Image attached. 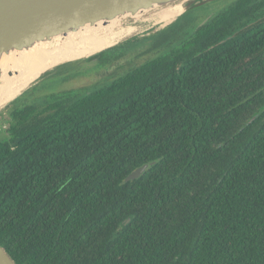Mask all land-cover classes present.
Here are the masks:
<instances>
[{"label":"trees","instance_id":"16d2710c","mask_svg":"<svg viewBox=\"0 0 264 264\" xmlns=\"http://www.w3.org/2000/svg\"><path fill=\"white\" fill-rule=\"evenodd\" d=\"M263 9L235 0L199 28L193 9L104 85L10 103L0 245L16 264H264V19L247 26Z\"/></svg>","mask_w":264,"mask_h":264},{"label":"water","instance_id":"95a60500","mask_svg":"<svg viewBox=\"0 0 264 264\" xmlns=\"http://www.w3.org/2000/svg\"><path fill=\"white\" fill-rule=\"evenodd\" d=\"M210 1L214 0H0V80L3 74L1 62L5 58L13 57L19 53H27L43 44L62 42L67 36L86 28H95L98 25L106 26L115 20L130 21L137 15L150 14L157 9L183 3L182 13L168 25L160 27L166 29L189 11L201 8ZM210 18L211 16L206 17L197 28L203 26ZM120 43L98 53L118 46ZM90 57L68 61L55 67L59 70L63 66L70 64L72 66ZM48 71L12 101L38 84L43 77L48 75H45ZM17 74L18 72L13 69L7 71L9 77ZM154 164L155 162L144 164L135 169L125 178L124 182L138 179ZM0 264H16L1 245Z\"/></svg>","mask_w":264,"mask_h":264},{"label":"bare ground","instance_id":"6f19581e","mask_svg":"<svg viewBox=\"0 0 264 264\" xmlns=\"http://www.w3.org/2000/svg\"><path fill=\"white\" fill-rule=\"evenodd\" d=\"M183 11V3L169 5L132 20H115L106 26L86 28L71 34L62 42L43 44L27 53H19L1 62L3 74L0 80V110L25 91L43 73L68 62L85 59L125 39L133 37L150 25L164 27ZM148 29V28H147ZM13 69L17 75L9 77Z\"/></svg>","mask_w":264,"mask_h":264},{"label":"rangeland","instance_id":"374dc122","mask_svg":"<svg viewBox=\"0 0 264 264\" xmlns=\"http://www.w3.org/2000/svg\"><path fill=\"white\" fill-rule=\"evenodd\" d=\"M235 0H214L210 1L208 4L198 8L197 12L199 18L208 17L211 14L222 11L223 9L230 6ZM143 32L134 35L135 38H130L120 44L125 43L123 47H126L122 52V59L115 62L113 65L100 64L99 59L92 61L90 64L78 62L72 66H66L57 70V67L49 70L41 81L36 84V87L29 89L23 95H21L18 100L12 105V107L22 106L27 103H38L45 97V95L60 92V91H70V90H82V89H92L93 87L102 86L105 83L115 79L116 77L124 74L129 69L142 64L148 58L152 57V53H143L142 51L147 46V41H137L134 39L152 36L158 31H162L163 28L158 27V25H150L145 27ZM148 28V29H147ZM164 30V29H163ZM118 44V45H120ZM94 56V55H93ZM92 57V56H91ZM77 65H80L79 67ZM69 69V70H67ZM71 70V71H70ZM75 74V75H74ZM67 76V78H65ZM49 96V95H48ZM47 96V97H48ZM11 103V102H10ZM10 103L0 110V138L4 136V117L8 114V107Z\"/></svg>","mask_w":264,"mask_h":264},{"label":"flooded vegetation","instance_id":"af4514ba","mask_svg":"<svg viewBox=\"0 0 264 264\" xmlns=\"http://www.w3.org/2000/svg\"><path fill=\"white\" fill-rule=\"evenodd\" d=\"M200 9V8H199ZM198 10V9H197ZM197 10H195L194 12H193V16H194V18L195 19H197V20H200V22L198 23V25L206 18V17H203V18H199L198 17V13L199 12H197ZM215 14V13H214ZM213 14H211V15H209V16H212ZM262 19H264V9L263 10H261V11H259V12H257V14H255L252 18H251V20H250V22H248V24H247V26H249V25H251V24H253V23H255V22H257V21H261ZM197 25V26H198ZM245 26H238L237 28H235L234 30H232V32L229 34V37H232V36H234L236 33H238V32H240L241 30H244L245 28H244ZM147 37H150V36H147ZM147 37H142V38H137V39H134V40H137V41H142V40H146L147 39Z\"/></svg>","mask_w":264,"mask_h":264}]
</instances>
